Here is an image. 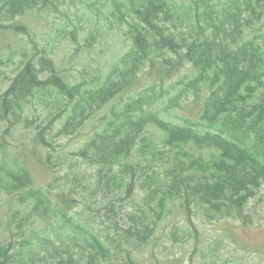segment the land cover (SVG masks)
Instances as JSON below:
<instances>
[{"label": "trees", "instance_id": "obj_1", "mask_svg": "<svg viewBox=\"0 0 264 264\" xmlns=\"http://www.w3.org/2000/svg\"><path fill=\"white\" fill-rule=\"evenodd\" d=\"M0 4V19H26L58 2ZM112 14L127 22L131 46L108 72L71 80L46 53L23 57L0 94L5 133L36 103L47 129L64 120L59 137L98 125L73 153L78 166L65 169L57 195L54 181L46 192L35 188L25 164L19 172L6 168L14 190H37L31 216L17 224L21 243L0 245V264H138L179 204L185 223L164 235L173 243L193 240L198 264H262L222 237L201 239L198 221L251 225L259 210L249 204L264 184V0H115ZM4 25L1 31L29 34L25 25ZM34 142L46 149L48 167L63 168V157L52 160L48 133L39 130ZM38 218L60 222L58 231L46 230L50 245L41 250L24 245L25 225Z\"/></svg>", "mask_w": 264, "mask_h": 264}, {"label": "rangeland", "instance_id": "obj_2", "mask_svg": "<svg viewBox=\"0 0 264 264\" xmlns=\"http://www.w3.org/2000/svg\"><path fill=\"white\" fill-rule=\"evenodd\" d=\"M52 1L58 4H53L45 10L37 9L26 19L20 16L6 17L5 13L0 19L1 24H6L4 26L16 24L19 27L25 25L29 28V34L23 28L22 30L18 28V32L0 30V58L5 59L4 63L0 59V94L8 88L11 78L17 73V63L23 57L29 58L46 53L53 57L61 71L71 80L82 81L83 78L94 77L100 72H108L129 50L131 42L123 34L128 29V24L124 19L112 14L115 0ZM262 32L264 34V30ZM72 33L76 34V40ZM187 72L188 67L180 71L176 80L181 79ZM182 86L183 84H178V87ZM176 93L177 91L168 92L167 97L163 99L164 103L170 95ZM188 95L193 99V91ZM171 109L173 114L180 116V108ZM44 113L41 104H32L19 125L5 133L9 126L6 123L0 131V160L5 165L0 169V245L10 241L14 245L21 243V238L16 233L17 224L23 221L24 225L27 216H31L29 205V201L32 200L31 193L37 189L46 192L48 183L54 181L52 194L57 195L64 187L65 169L69 166H78V158L73 153L88 133L98 129V125L91 124L73 139L62 138L57 136V133L63 126L64 120L55 122L47 129L48 119L43 116ZM177 118L172 116V120ZM41 129L55 140L56 150L53 151L52 160L56 157L58 159V156L63 157V168L58 164L53 169L46 165L48 158L46 149L34 142L35 135ZM15 160L19 161L17 165L13 163ZM23 164L34 173V187L37 189L29 187L25 190H14L6 168L19 172L22 169L18 165L23 166ZM81 168L90 172V168L85 165ZM36 182H39L37 186ZM253 205L259 210H254L255 223L251 225H242L236 220L215 221L212 224L202 222L201 225L198 221L201 239L213 240L222 237L225 246L237 247L246 259L261 261L264 264V184L249 204V206ZM178 206L172 208L174 213L161 223L155 239L143 249L138 264L199 263L201 257L194 253L193 240L173 243L164 235L169 234L175 224L182 226L185 223L180 214L183 213L182 207L180 204ZM45 219L38 218L25 225V240H28V243L24 245L39 250L50 245L45 237L46 230L54 228L58 231L60 222L54 220L50 225ZM37 236L41 238L36 239ZM49 236L53 239L54 233H50ZM203 242L207 243V241Z\"/></svg>", "mask_w": 264, "mask_h": 264}]
</instances>
